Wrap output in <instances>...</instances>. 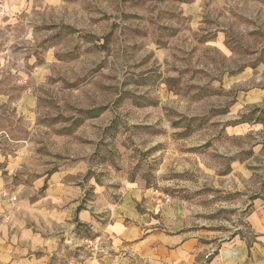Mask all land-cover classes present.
I'll list each match as a JSON object with an SVG mask.
<instances>
[{
  "label": "rangeland",
  "instance_id": "obj_1",
  "mask_svg": "<svg viewBox=\"0 0 264 264\" xmlns=\"http://www.w3.org/2000/svg\"><path fill=\"white\" fill-rule=\"evenodd\" d=\"M0 1V224L74 165L241 224L264 191V0Z\"/></svg>",
  "mask_w": 264,
  "mask_h": 264
},
{
  "label": "crops",
  "instance_id": "obj_2",
  "mask_svg": "<svg viewBox=\"0 0 264 264\" xmlns=\"http://www.w3.org/2000/svg\"><path fill=\"white\" fill-rule=\"evenodd\" d=\"M87 170L36 179L41 193L0 224V264H264V191L233 204L242 222L223 235L184 201L164 203L140 180L110 191ZM94 239L97 252L86 244Z\"/></svg>",
  "mask_w": 264,
  "mask_h": 264
},
{
  "label": "built area",
  "instance_id": "obj_3",
  "mask_svg": "<svg viewBox=\"0 0 264 264\" xmlns=\"http://www.w3.org/2000/svg\"><path fill=\"white\" fill-rule=\"evenodd\" d=\"M3 7V2L0 1V8ZM2 193V192H1ZM152 193L154 195H156L157 197L161 198L163 200L164 203H168L169 202V197L164 194L161 190H159L158 188H154L152 189ZM5 193H2V196H4ZM16 200V196L12 195L9 197V207H13V205L15 204L14 201ZM4 219L8 220L9 219V215L8 214H4ZM89 243L92 244L91 248L94 252H97V249L99 247V242L97 241V239L94 240H87Z\"/></svg>",
  "mask_w": 264,
  "mask_h": 264
}]
</instances>
